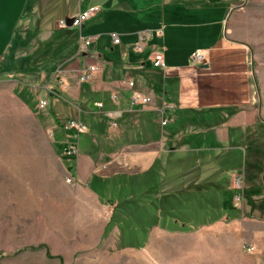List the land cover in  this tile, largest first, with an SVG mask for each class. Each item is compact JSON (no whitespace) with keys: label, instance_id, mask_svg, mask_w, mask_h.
<instances>
[{"label":"crops","instance_id":"crops-1","mask_svg":"<svg viewBox=\"0 0 264 264\" xmlns=\"http://www.w3.org/2000/svg\"><path fill=\"white\" fill-rule=\"evenodd\" d=\"M92 6L100 9L82 34L95 41L81 53L80 31L62 29L59 22ZM33 39V55L50 67L51 93L46 90L43 98L49 102L51 131L64 130L66 118L98 116L96 124L86 127L91 144L79 147L77 156H63L68 144L59 151L51 148L63 167L51 190L61 198H75L87 221L99 210L101 196L90 188L94 176L140 175L162 159L167 169L162 173L165 194L174 188L168 170L176 159L191 151H204L209 157L222 152L246 156L252 134L264 129V0H0V63H12ZM196 50L207 52L205 64L191 63ZM156 53L163 54L166 69L154 67ZM91 66L96 70L82 82V72ZM134 92L150 95L151 102L133 104ZM162 118L169 120L166 126ZM66 162L75 163V175ZM203 163L192 164L189 181L212 180V164L201 170ZM245 164L246 160L229 172V189L233 190V175ZM203 170L210 173L204 175ZM158 215L149 242L162 230L185 232L180 221ZM242 217L225 218L232 231L242 227V238L263 258L264 218L244 213Z\"/></svg>","mask_w":264,"mask_h":264},{"label":"rangeland","instance_id":"rangeland-1","mask_svg":"<svg viewBox=\"0 0 264 264\" xmlns=\"http://www.w3.org/2000/svg\"><path fill=\"white\" fill-rule=\"evenodd\" d=\"M36 42L31 40L12 63H0V264H264L260 250L242 238V227L232 231L227 215L215 223L197 224L205 217L199 203L197 216L186 225L192 226L190 229L182 226V234L174 233L180 230H162L149 242L151 227L132 237L124 235L125 223L121 221L106 233L118 202L111 204L106 198L119 197L118 189L96 185L94 191L101 196L99 210L90 221L75 198H61L52 191L51 182L63 167L52 157L51 148L59 151L73 142L79 147L90 145L92 135L88 130L76 140L71 131H51L49 107H39L45 91L51 93L47 79L50 67L39 64L42 57L33 55ZM81 116L75 120L85 127L97 123V115ZM248 146L246 156L240 152V160L246 164L236 173L245 172V191L263 205L255 213L259 219L264 215V129L252 134ZM69 164L75 175V163L66 162ZM68 179L65 181L75 183ZM248 203L245 197V209ZM231 205L243 208L235 205L234 196ZM145 240L148 242L143 247L131 245ZM249 246L254 247L252 251Z\"/></svg>","mask_w":264,"mask_h":264},{"label":"trees","instance_id":"trees-1","mask_svg":"<svg viewBox=\"0 0 264 264\" xmlns=\"http://www.w3.org/2000/svg\"><path fill=\"white\" fill-rule=\"evenodd\" d=\"M240 156L237 154L227 156L226 152H222L209 157L208 153L204 151L188 152L184 157L176 159L174 165L168 170V173L174 176L171 180V186L174 188L173 191L167 190L165 194H163L162 173L164 169H167L162 159H157L150 170L140 175H116L105 179L94 176L91 181L93 190L96 191L97 184H103L118 189V192L120 191L119 197L106 198L111 204L118 201L112 218L106 227V233L110 232L121 221L125 223L124 235L130 234L134 237L142 232L146 233L147 230H144L146 227L150 228L159 224L158 213H160L162 220L173 219L187 225L194 221L197 216L196 204L198 203L204 208L202 213L205 216L203 221L197 223L199 225L214 222L224 215H227L229 219L240 218L243 213L256 217L257 203L253 198L254 195L249 192L245 191V197L249 199L248 209L237 210L231 205L234 191L229 189V172L238 170L242 166ZM172 157L173 154L168 155L167 159ZM197 160L204 162L201 170L203 168L209 170L210 168L206 169L207 164H212V180L208 178L197 184L192 179L189 181L188 175L194 170L192 164H195ZM178 165L183 172L180 173ZM186 167L189 170H186ZM203 173L205 175L210 172L203 170ZM259 185L257 184L258 187ZM206 217H209L210 221H206ZM260 218H264V215ZM146 241L131 243V245L138 248L143 247Z\"/></svg>","mask_w":264,"mask_h":264},{"label":"built area","instance_id":"built-area-1","mask_svg":"<svg viewBox=\"0 0 264 264\" xmlns=\"http://www.w3.org/2000/svg\"><path fill=\"white\" fill-rule=\"evenodd\" d=\"M98 6H92L89 7L83 11H81L77 16L73 18V27L78 29L80 31V52H87L89 48L92 46V44L95 41L94 36H85L82 34L83 27L85 23L90 20L93 16L96 15V13L99 11ZM60 28H68L66 19H63L59 22ZM146 36L142 38V40H145ZM114 42L116 44L120 43V39L118 37H115ZM137 49L140 50L141 46L138 45ZM206 57L207 52L204 50H196L191 54L190 60L193 65H203L206 63ZM153 65L156 68H165L166 66L164 64V56L162 53H156L153 57ZM96 70L95 66L89 67L86 71L82 72L80 79L82 82H85L90 79L92 76V73ZM130 87H134V82H128ZM114 100H117V95L115 94L113 96ZM152 98L150 95H142L139 92H134L132 95V103L133 104H149L151 102ZM49 106L48 99L44 98L41 99L39 102V107L43 110H45ZM98 107H102L101 103H97ZM169 120L167 118H162L161 124L162 126H166L168 124ZM113 125H116L115 123ZM63 127L67 131L73 132L72 137L74 139H79V135L81 133H84L86 131L85 125L80 120H69L68 122L63 123ZM64 154L74 157L79 154V145L78 143H71L68 148L65 150ZM68 182H71V179H68ZM245 188H246V175L245 172H238L233 175V189H234V203L237 207H242L244 204L245 199ZM254 247L249 246L248 250L252 251Z\"/></svg>","mask_w":264,"mask_h":264},{"label":"water","instance_id":"water-1","mask_svg":"<svg viewBox=\"0 0 264 264\" xmlns=\"http://www.w3.org/2000/svg\"><path fill=\"white\" fill-rule=\"evenodd\" d=\"M66 22H67V27L68 28L73 27V18H67Z\"/></svg>","mask_w":264,"mask_h":264}]
</instances>
